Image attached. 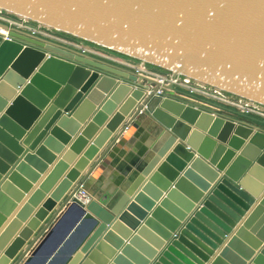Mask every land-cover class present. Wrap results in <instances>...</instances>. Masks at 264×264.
Returning a JSON list of instances; mask_svg holds the SVG:
<instances>
[{
    "label": "water",
    "instance_id": "95a60500",
    "mask_svg": "<svg viewBox=\"0 0 264 264\" xmlns=\"http://www.w3.org/2000/svg\"><path fill=\"white\" fill-rule=\"evenodd\" d=\"M0 11L264 108V0H0ZM0 28V264H264L263 130L174 97L171 82ZM144 114L151 158L100 198L93 180Z\"/></svg>",
    "mask_w": 264,
    "mask_h": 264
},
{
    "label": "rangeland",
    "instance_id": "374dc122",
    "mask_svg": "<svg viewBox=\"0 0 264 264\" xmlns=\"http://www.w3.org/2000/svg\"><path fill=\"white\" fill-rule=\"evenodd\" d=\"M0 17L8 21L16 22L22 27L33 28L40 32L39 34H42V37H46V39H50L56 43L68 46L75 50L82 51L80 48L85 47L89 51L96 53L93 54L88 51L89 54L96 58L106 60L112 64L120 65V63L116 62H121L123 63V65H121L129 70H133L134 67H137L141 70L142 74L149 77L154 74L156 79L159 77L164 78L166 83L172 77L169 71L160 69L154 65H142V63L136 59H130L118 53L111 52L110 50L97 47L86 41H79L77 38H74L68 34H63L51 29L43 28L33 22L30 23L27 21H22L20 18L13 17L6 12H0ZM175 80L177 81L173 83L172 90L174 97H178L184 101L186 100L193 105H196L200 108H206L214 113L222 114L223 116L230 118L235 122H241L264 131L263 107L242 102V98H239L238 96H233L222 91L218 92L213 88L204 84L201 85L194 80H189L187 78L184 79L182 77H178Z\"/></svg>",
    "mask_w": 264,
    "mask_h": 264
},
{
    "label": "crops",
    "instance_id": "0c3cea01",
    "mask_svg": "<svg viewBox=\"0 0 264 264\" xmlns=\"http://www.w3.org/2000/svg\"><path fill=\"white\" fill-rule=\"evenodd\" d=\"M106 123H104L102 127H104ZM153 125H155L154 119L151 118L150 115L144 114V118H141L139 128L133 129L132 133L125 139L123 145H119V147L116 148L117 152L115 156L111 158L109 164L102 171L100 176L92 182L100 198L111 197L113 194L118 197L122 190L124 191L126 188L133 185L139 162L146 164L151 158V154H153L151 147L153 142H156ZM73 126L74 123L72 122L68 125L66 130ZM96 136L97 134L94 138ZM86 147L87 146H85V148ZM85 148L82 149V152H85ZM79 158L80 155L77 156L76 160Z\"/></svg>",
    "mask_w": 264,
    "mask_h": 264
},
{
    "label": "built area",
    "instance_id": "2783aa9c",
    "mask_svg": "<svg viewBox=\"0 0 264 264\" xmlns=\"http://www.w3.org/2000/svg\"><path fill=\"white\" fill-rule=\"evenodd\" d=\"M1 12V11H0ZM22 21H25V20H23V19H21ZM0 21L1 22H6L5 24H7L9 27H12V28H18V29H20V30H23V31H25V32H28V33H32V34H34V35H37V36H40V37H42L41 35L42 34H39L40 32H38V31H36L35 29H33V28H30V27H22L20 24H18V23H16V22H13V21H8V20H6V19H4V18H1L0 17ZM42 38H44V37H42ZM45 39H46V37H45ZM48 40V39H47ZM50 40V39H49ZM82 51L81 52H85V53H88L89 54V52H91V51H89L88 49H86L85 47L83 48H80ZM89 51V52H88ZM91 53H93V52H91ZM93 54H96V53H93ZM91 55V54H90ZM116 63H120V64H122L123 65V63H121V62H116ZM133 68V67H132ZM133 70H135V71H137V72H139V73H141V70L139 69V68H137V67H134L133 68ZM152 77H154V74H152ZM155 78V77H154ZM159 78H161V77H159ZM160 81H163L164 83H166V80L164 79V78H162ZM177 80H175V79H169L168 80V82L166 83V84H168V83H174V82H176ZM74 196L79 200V201H81L82 203H84V204H87V202H88V200H89V198H90V196H89V194L88 193H86V191L85 190H83V188H79V190L74 194Z\"/></svg>",
    "mask_w": 264,
    "mask_h": 264
},
{
    "label": "bare ground",
    "instance_id": "6f19581e",
    "mask_svg": "<svg viewBox=\"0 0 264 264\" xmlns=\"http://www.w3.org/2000/svg\"><path fill=\"white\" fill-rule=\"evenodd\" d=\"M0 33L1 34H3V35H5V36H8L7 34H8V32H7V30H5V29H2V28H0ZM68 43V42H67ZM80 47V46H79ZM93 52V51H92ZM101 55V54H100ZM105 55V54H104ZM114 59V58H113ZM115 60V59H114ZM121 65V64H120ZM150 75V74H149ZM162 78H158V79H156L157 81H160ZM160 83H162V84H164V85H166V83H164L163 81H160ZM242 102H246V103H249V104H251V105H255V104H252V103H250V102H248V101H244V100H242Z\"/></svg>",
    "mask_w": 264,
    "mask_h": 264
}]
</instances>
